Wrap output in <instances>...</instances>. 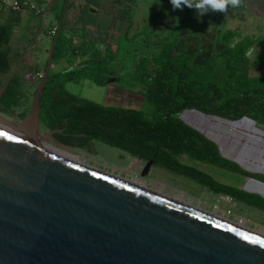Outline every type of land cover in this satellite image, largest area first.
<instances>
[{"label": "water", "instance_id": "obj_1", "mask_svg": "<svg viewBox=\"0 0 264 264\" xmlns=\"http://www.w3.org/2000/svg\"><path fill=\"white\" fill-rule=\"evenodd\" d=\"M54 45L29 112L22 120L11 114L12 122L0 115L12 129L0 128V264H264V239L45 151L75 154L53 139L57 130L41 132L39 123Z\"/></svg>", "mask_w": 264, "mask_h": 264}, {"label": "trees", "instance_id": "obj_2", "mask_svg": "<svg viewBox=\"0 0 264 264\" xmlns=\"http://www.w3.org/2000/svg\"><path fill=\"white\" fill-rule=\"evenodd\" d=\"M127 19L125 38L129 40L131 19ZM12 32L11 25H0V113L22 120L29 112V108L21 110L28 97L20 79L9 74L12 62L21 60L19 52L11 51ZM176 36L177 30L169 29L164 36L148 37V47L155 52L140 57L128 73L144 88L143 100L150 106L147 114L143 110L104 106L67 92L65 83L81 80L106 87L108 66L114 56L110 51L102 53L95 43L74 47L62 37L61 29L56 30L52 36V63L67 51L77 52L80 60L77 68L48 74L39 99V123L44 130H57L53 139L64 145L88 150L93 141L101 142L264 213V199L258 195L220 183L180 161L184 156L264 182V175L248 173L224 158L214 142L178 118L186 110H195L229 121L248 117L264 122V74H249L259 66L262 56L260 52L251 60L249 52L262 37H242L236 31L225 30L218 36L221 48L198 65L194 63L195 54L176 49Z\"/></svg>", "mask_w": 264, "mask_h": 264}, {"label": "rangeland", "instance_id": "obj_3", "mask_svg": "<svg viewBox=\"0 0 264 264\" xmlns=\"http://www.w3.org/2000/svg\"><path fill=\"white\" fill-rule=\"evenodd\" d=\"M122 6L124 18L126 16L125 11L129 8V16L133 22V27L128 34L129 40L126 38H124L123 42L119 40L120 43L114 49L115 61L108 66L107 70L108 85L106 87H98L89 80H81L79 82H67L64 88L70 94L104 106L143 110L149 114L150 106L143 100V86L133 81L128 73L134 70L140 57L149 56L155 52L154 49L148 47V37L157 35L158 27H163L165 30L166 23L171 21L173 22V26L170 28L177 26H179V30L184 28L185 22L182 23L179 18L184 13H172L171 18L168 4L165 3V0H122ZM118 14L121 15L120 8H118ZM30 19L37 24L41 20L39 16H33L32 14H30ZM125 24L126 21H124ZM41 28L46 30L47 27ZM256 29L257 25L251 24L249 28L240 29L239 34L243 37L246 33H256ZM165 32L166 30L161 33L159 32L157 36L161 37ZM220 32L218 29H204L201 31L189 29L185 34L181 33L177 35L176 49L181 52L195 54L194 63L200 65L206 58L221 48V44L218 41V33ZM261 32L263 33L261 35L262 40L252 47L250 55L251 60H254L262 52L260 64L249 71L250 76L264 74V28ZM43 38L42 29L35 31L32 28H26L22 22L20 25L13 27L11 46L16 50L17 48L24 47L30 41V47L33 46L35 49L38 46V43L35 41ZM47 55L48 52L46 57ZM71 69L73 67L61 69L58 70V73ZM28 74L25 81L26 85H24V91L27 94L28 100L21 110L30 109L32 96L39 83L37 80L31 79V74ZM30 79L34 82H31ZM0 115L7 122L13 121L11 114L0 113ZM200 115L202 117H211L201 113ZM215 119L218 118H209L211 122H218ZM229 122L235 124L234 122ZM219 124H222V122H219ZM256 127L264 131L263 127L258 125ZM198 129L208 138H213L207 129L203 127H198ZM228 130H232L231 125L223 129L225 134L229 133ZM43 131L45 130L41 126V132ZM239 143L243 144V141L239 140ZM238 144L234 143L230 146V149L242 152L244 147ZM92 147L91 151L89 149H75L74 156L88 167L117 176L123 180L143 183L152 192L160 193L163 196L178 200L202 211L214 213L220 218L228 219L264 235L263 212L241 203L233 202L228 197L213 194L206 188H202L184 177L172 175L161 168L151 167L146 175L142 176L146 165L145 162L139 161L126 153L98 141H93ZM180 161L183 164L193 166L209 174L214 180L226 185L242 188L246 181L245 177L216 166L192 161L184 156L180 158Z\"/></svg>", "mask_w": 264, "mask_h": 264}, {"label": "crops", "instance_id": "obj_4", "mask_svg": "<svg viewBox=\"0 0 264 264\" xmlns=\"http://www.w3.org/2000/svg\"><path fill=\"white\" fill-rule=\"evenodd\" d=\"M33 3L40 11L39 15H35L30 10H23L15 14L0 5V25L8 24L15 27L23 22L26 28H32L35 31L42 29L44 38L35 41L38 43L35 49L33 46L30 47L29 41L24 47L15 50L12 48L10 40L11 51L19 52L21 60L18 63L12 62L9 74H15L23 85H26L27 73L31 75L40 72L44 73L47 59L46 54L52 44V36L50 35L52 28H57L58 30V26L60 25L62 37L66 41H70L74 47H83L87 43H95L102 53L110 51L113 54L114 49L120 43L119 40L123 42L125 38V29L128 25L127 17L130 10L128 8L125 11L126 16L124 18V15H122L124 14L122 0H33ZM165 3L168 4L170 17L172 13H184L179 18L182 23L185 22L184 28H181L182 30H179V26L170 28L173 26V22L171 21L166 23L165 34L169 29H176L177 35L181 33L185 34L189 29L199 31L218 29L221 31L218 33L219 35L225 30L240 33V29L249 28L251 24H254L257 25L256 33H246L245 36L263 35L261 30L264 28V0H241V6L236 9L229 7L224 13L210 11L199 18L194 9L186 6H183L182 9H173L170 0H165ZM118 8H120L121 15L118 14ZM30 14L39 16L41 18L40 22L38 24L33 22L30 19ZM124 21H126L125 25ZM45 26L47 28L43 30L41 27ZM132 27L133 22L131 20ZM165 30L163 27H158V34ZM157 35L149 38L152 39ZM79 60L80 57L77 52L67 51L63 58L53 63L51 62L49 73H58V70L70 67H73V69L77 68ZM114 61L115 56L112 62ZM34 81L31 80V82ZM209 118L213 119L214 117H202L199 112L194 110H186L181 114V119L188 125L197 130H199L198 127L207 129L213 136L210 139L217 143L222 155L237 161L247 170L264 172L263 130L257 128L255 123L246 118L236 121L238 123L234 122L235 124H231L227 120L221 121L222 119H215L218 122H211ZM219 122H222V124H219ZM208 124L221 129L219 132L214 133L209 128L212 126ZM228 125H231L232 130H228L229 133L225 134L223 129L224 127H228ZM242 127L245 129L243 132L241 130ZM239 140L243 141V144H238ZM234 143L241 144L244 147L243 151H232L230 146ZM243 188L264 196V185L255 181L246 180Z\"/></svg>", "mask_w": 264, "mask_h": 264}, {"label": "bare ground", "instance_id": "obj_5", "mask_svg": "<svg viewBox=\"0 0 264 264\" xmlns=\"http://www.w3.org/2000/svg\"><path fill=\"white\" fill-rule=\"evenodd\" d=\"M201 125H202V124H201ZM203 125H205V124H203ZM208 125H209V124H208ZM208 125H207V126H208ZM237 125H238V124H237ZM240 125H241V123H240ZM209 126H212V127H209V128H211L212 132H214V133L219 132V130L221 129V128H218V129H217V126H213V125H209ZM238 127H239V125H238ZM0 128H3V129L8 130V131H11V130H12V129H10L8 126H5V125H3V124H0ZM241 130H242V132L245 131V129H244L243 127L241 128ZM239 131H240V130H239ZM44 149H45V151H47L48 153H50V154H52V155H54V156H57V157H59V158H61V159H63V160H66V161H69V162H73V163H77V164H82V163L76 158V156H74V154H72V153H69V152H66V151H62V150H57V149H54V148H48V147H45ZM108 175H109L110 177H112V178L117 179V180H121V181L125 182L126 184H128V185H130V186H132V187H136V188H138V189L145 190V191L148 190L147 187H146L143 183H139V182H135V181H129V180H123V179H121V178H119V177H117V176H113V175H110V174H108ZM157 194L163 196V195L160 194V193H157ZM164 197L167 198V199H169L170 201H172V202H174V203H176V204L182 206V207H185V208L189 209V210H192V211H194V212H197V213L203 214V215L206 216V217H209V218H211V219H214V220H216V221H219V222H221V223H224V224H226V225H229V226L235 227V228L240 229V230H242V231H245V232H247V233H249V234H252V235H254V236H257V237H260V238L264 239V235H263L262 233H259V232L255 231V230L249 229V228H247V227H245V226H242V225H240V224H238V223H234V222H232V221H230V220H228V219L220 218V217L216 216L214 213H208V212L202 211V210H200V209L194 208V207H192V206H189V205H187V204H185V203H183V202H180V201H178V200H175V199H172V198H169V197H166V196H164Z\"/></svg>", "mask_w": 264, "mask_h": 264}, {"label": "clouds", "instance_id": "obj_6", "mask_svg": "<svg viewBox=\"0 0 264 264\" xmlns=\"http://www.w3.org/2000/svg\"><path fill=\"white\" fill-rule=\"evenodd\" d=\"M170 3L173 9H182L183 6L194 9L198 18L210 11L224 13L229 7L236 9L241 6V0H170Z\"/></svg>", "mask_w": 264, "mask_h": 264}, {"label": "built area", "instance_id": "obj_7", "mask_svg": "<svg viewBox=\"0 0 264 264\" xmlns=\"http://www.w3.org/2000/svg\"><path fill=\"white\" fill-rule=\"evenodd\" d=\"M0 5L10 10L12 13L18 14L23 10H30L35 15H39L40 11L37 9L33 0H0ZM57 28H52L50 30V35L54 36ZM30 78L33 80L41 81L43 78V73H34L30 75Z\"/></svg>", "mask_w": 264, "mask_h": 264}, {"label": "snow or ice", "instance_id": "obj_8", "mask_svg": "<svg viewBox=\"0 0 264 264\" xmlns=\"http://www.w3.org/2000/svg\"><path fill=\"white\" fill-rule=\"evenodd\" d=\"M0 135H3V133H0ZM9 139H11V137H9Z\"/></svg>", "mask_w": 264, "mask_h": 264}]
</instances>
